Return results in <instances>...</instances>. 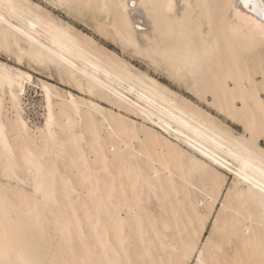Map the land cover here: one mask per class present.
Returning a JSON list of instances; mask_svg holds the SVG:
<instances>
[{
  "label": "bare ground",
  "instance_id": "bare-ground-1",
  "mask_svg": "<svg viewBox=\"0 0 264 264\" xmlns=\"http://www.w3.org/2000/svg\"><path fill=\"white\" fill-rule=\"evenodd\" d=\"M43 1L183 91L0 0V264H264V0Z\"/></svg>",
  "mask_w": 264,
  "mask_h": 264
},
{
  "label": "rangeland",
  "instance_id": "rangeland-1",
  "mask_svg": "<svg viewBox=\"0 0 264 264\" xmlns=\"http://www.w3.org/2000/svg\"><path fill=\"white\" fill-rule=\"evenodd\" d=\"M33 1H35V2L38 1L39 3H41L42 6L48 8L50 11H53L54 14H56L57 16L65 17L66 19L68 18V20H70L72 22H76L73 19H71L69 17H66V15L62 14V11L60 12V10L56 9L55 7H52L51 5H49L48 3L44 2L43 0H33ZM76 24H77V27L79 29L85 30V32H87L90 35L95 36V38L97 37L96 39H97V41L99 43H101L102 45H104V46H106V47H108V48H110L112 50H115V52H117L125 60H127V61L129 60V62L135 64V66H137V67L139 66V68H141L142 70H145L146 72H149V74L151 76H154L157 79H159L160 81L168 84L174 90L183 91L178 86H176L174 83H172L164 74H162L160 72H156L152 67H150L144 61H142L139 57H137V56L135 57V55L133 53L132 54H131V52H129V53L125 52L124 53L123 49H120L121 47L117 46L118 44H116L115 42L113 43V41H110V40H107V39H103V38L95 35L96 33L92 29L87 28L83 23L76 22ZM9 58H11L9 55L5 54L3 51H0V61H2L5 64L6 63L9 64L12 67L20 68L24 72H29L30 74L33 75L35 82H37L38 80L48 81V82H51L52 84L56 85L59 89H61L63 91H66L67 93L72 94L75 97L84 98V96L80 92L75 91L69 85L66 84V86H64L65 83L63 84V82H61L57 77H55V78L53 77L52 78L49 75V73L45 74L44 72H40L38 70H33L34 68L31 67L32 70H33L32 71L31 68L29 67V65L24 66V63H22V66H21L20 63L18 64V62H15V60L9 59ZM24 62H25V64H27L26 61H24ZM43 73H44V75H43ZM49 77H51L52 79L49 78ZM67 86H69V87H67ZM28 88L29 89H27L28 91L26 92V96H24V100H23V102L25 103L24 104V109H25L24 117H26V119L28 120L30 125L41 127L42 123H43V120H44V118H43L44 117L43 116L44 115V107H43L44 99H43V95H42V90L39 87H36L35 85H30V86H28ZM194 102H196V101H194ZM5 104L8 105L7 99L5 101ZM228 124L237 133H241L242 132V128L241 127H238V126H236L233 123H228ZM261 144H262V146H264V141H262Z\"/></svg>",
  "mask_w": 264,
  "mask_h": 264
}]
</instances>
